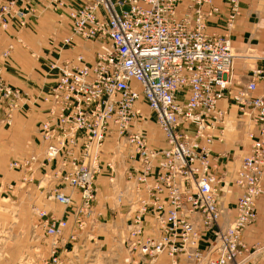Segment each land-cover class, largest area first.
Returning a JSON list of instances; mask_svg holds the SVG:
<instances>
[{
  "label": "built area",
  "instance_id": "built-area-1",
  "mask_svg": "<svg viewBox=\"0 0 264 264\" xmlns=\"http://www.w3.org/2000/svg\"><path fill=\"white\" fill-rule=\"evenodd\" d=\"M19 1L20 6L16 1L0 0V26L8 28L14 16L20 15V26L25 27L27 18L38 9L59 11L65 5L62 0H40L38 7L32 5L34 0ZM238 2L226 0L233 11ZM204 4L212 5L209 16L219 11L214 0H91L71 7V36L63 45L72 53L79 52L61 63L57 80L41 96L48 116L39 124L40 146L34 145V155L17 165L29 175L35 170L72 172L66 177L69 188L83 191L78 211L92 209L93 185L102 171L100 157L105 140L118 133L125 141L119 143V149L137 148L133 158L141 155L150 178L168 183L176 205L169 217H158L163 218L165 237L142 245V253L156 257L169 249L172 255L186 256V246L196 245L202 219L213 227L223 216L215 199L217 182L210 171L215 139L225 140L227 125L235 130V121L241 126L252 125L258 131L248 133L251 151L244 153L239 170L237 184L245 195L238 202L237 218L228 228H217L210 252L199 254L192 264H264V245L250 248L242 241L245 228L258 219L256 199L264 179V94L255 95L257 81L264 84V56L255 55L256 63H251L253 78L244 89H235L239 86L234 75L238 55L229 39L206 31ZM64 18L59 15L60 21ZM77 38L84 42L76 43ZM10 51L3 54L6 60ZM24 95L6 81L0 68V108L12 111L28 107ZM223 99H232L237 108L238 116L231 123L226 121L228 112L219 108ZM144 106L167 136L169 149L158 152L148 148L141 129L150 122L142 113ZM27 145L31 148L32 141ZM124 153L117 154L118 158H125ZM159 156L163 161L155 167ZM109 167L116 168L111 163ZM181 183L183 187L189 184L193 194L186 193ZM162 188L156 185L152 192L157 190L161 196ZM49 200L64 208L74 206L72 195L60 188L53 190ZM143 204L145 207L146 201ZM38 218L46 219L51 264H57V238L68 221L45 210L38 212ZM171 226L183 228L181 248L171 240ZM173 263L181 264L178 260Z\"/></svg>",
  "mask_w": 264,
  "mask_h": 264
},
{
  "label": "rangeland",
  "instance_id": "rangeland-1",
  "mask_svg": "<svg viewBox=\"0 0 264 264\" xmlns=\"http://www.w3.org/2000/svg\"><path fill=\"white\" fill-rule=\"evenodd\" d=\"M12 1H16L18 6L21 5L19 0ZM62 1L65 5L60 6L59 11L53 8L46 10L53 11L57 16L64 15L65 23L67 21L70 22L69 33L63 36L61 32H51L47 49L43 48L44 46L36 51L32 48V50L28 49L33 62L45 67L46 72L41 74L40 77L45 79L47 84L40 87L38 93L22 90L25 92L24 98L27 100L28 107L22 108L19 106L12 111L8 107L0 108V131L2 132H10L9 130L16 126L18 115L25 119L26 124H22L20 127L17 125V129L19 131L22 130L23 133L27 130L28 116L34 117L36 112H39L40 107L45 105L44 102L42 103L41 96H44L48 92L49 87L57 80L60 73L58 69L62 66L61 63L71 58L68 54L71 49H67L63 45L65 40L71 36L70 8L77 6V4L83 5L86 2L84 0ZM216 1L214 0V5L219 8V11L213 13V16H209L212 11V5L204 4L203 6V10L207 15L206 31L211 35L214 34L231 41L238 55L237 73L242 81L241 83L239 82V86H236L235 89L242 90L248 81L253 78L251 63H256L254 60L255 55L264 56V48L256 47L254 41L245 40L244 38L246 37L240 38L233 45L232 35L238 19L243 16L250 22L254 33H257L258 36L264 35V0H257L256 4L258 7L253 3L254 7L252 5L253 8L251 7L246 13L241 9L242 2L245 0H239L237 8L235 9L234 7L235 11L226 3V0H219V3ZM186 2H189V0H186ZM33 3L34 7L40 6L38 5L39 1L34 0ZM41 11L38 9L35 14H31L30 18H38L40 13H42ZM221 17H224V33L218 31L209 32L208 28L211 21L216 18H219L220 21ZM21 20L22 17L20 15L18 17L14 16L13 23L8 28L0 26V38L6 37L5 46L0 51V68L3 74L7 64L18 62L14 55L19 50V47L25 45L23 33L28 27V18L25 27L20 26ZM11 26L15 27L12 32L10 30ZM42 38H45V36H42ZM78 41L84 42L80 38L76 39V43ZM9 49H11V56L9 60H6L3 54ZM261 66L264 67V62L261 63ZM257 82L258 90L255 93L256 96L264 94V84L262 81ZM15 88L21 90V88ZM259 90L262 91L260 94L258 93ZM38 99L39 101H36ZM224 100L228 101L230 107L227 109L219 106V108L228 112L226 121L231 123V121H235L233 118L235 119L238 116V111L232 99H223L221 101ZM231 109H234L233 112L235 113L231 114ZM45 112L46 114L42 121L36 123V127H34L33 135H36V139H31L33 143L31 148L30 145H27L30 140L24 141V153L20 155L22 153L17 143L11 142L13 144L11 151L7 155H0V264H51L50 252L47 246L51 245V239L47 237L45 232L44 223L46 219L41 220L38 218V212L41 210L56 214L57 217H64L68 221L67 228L57 238L58 244L55 248L56 256L59 258L57 264H174L175 260H178L179 263L182 262L181 264H184V262L192 264V261L199 254L204 256L210 252L212 245L216 242L215 233L217 228L226 229L236 220L238 202L245 195V190L237 184V179L239 178V170L244 153L246 154L252 145V142L247 138L248 133L251 130L256 133L258 131L256 127H252V125V128L248 127V124L241 126L238 121H235V130H233L234 127L227 125L225 131L227 138L225 140L215 139L210 160V171L217 182L214 186L217 191L215 195L216 204L223 211V216H221L218 225L208 226L202 219V227H200L196 245L192 246V244H189L186 246L188 250V252H185L186 256L182 253H178L180 256L172 255L168 249L164 254L154 257L142 253L141 249L142 245L151 243L153 239L165 237L163 218L158 219V217H162V215L169 217L171 212L176 210V205L172 200V192L167 187L168 183L163 179L154 181L150 178L147 173L145 158L142 159L141 155H136L134 159L132 156L133 151L136 152L137 148L126 146L119 149V143L124 139L121 140L119 134L115 132L114 136L106 138L103 146V155L105 157L107 144H112L109 148V158L104 161L106 163L105 167H102L103 155L100 157L102 171L97 174L94 180L95 201L91 204L92 209L83 207V209L87 210L86 212L83 209L78 211L77 208L81 206L83 201V191L73 186L71 187L73 189L69 188L66 177L71 176L72 172L53 173L51 171L35 170V173L29 175L25 168L17 165L24 164L23 162L27 157L31 158L34 155L32 153L34 145L40 146L39 138L41 140V136L39 137L38 131L41 129L40 123L44 122L48 116L46 109H44ZM142 113L145 117L150 118V122L144 128H141L147 137L148 148L158 152L169 149L167 136L156 124L153 113L149 111L147 106L142 108ZM139 120L141 121L140 117ZM222 128L216 133L217 136H220ZM258 138L260 137L258 136ZM217 144L223 147L219 153H215ZM124 150L126 151V157L118 158V155L123 156L125 154ZM161 158L163 156H159L154 161L155 167H160V162L163 161ZM223 159L225 161H222ZM123 161L125 164H122ZM221 162H224V171H220ZM110 163L115 164L116 168L109 167ZM12 165H14V169L11 168ZM168 172L167 170L164 174ZM74 174L77 175V173ZM165 179L167 180V178ZM262 183V192L256 199L258 219L249 224L242 234V241L246 245H248L244 240L246 232L260 222L259 203L260 199L264 200V179ZM179 184L177 181V186ZM156 185H160L164 189L161 196H158L157 190L152 192ZM58 188L72 195L74 200L73 207L64 208L57 203L55 204V202H50V195L53 190ZM181 188L189 194L194 192V189L189 184H185L183 187L181 183ZM143 200L147 203L145 207ZM52 208H54V211H52ZM105 212H108L106 220H104ZM177 230L180 231L175 233ZM170 237L173 242H176V246L181 248L184 242L182 226H171ZM262 238L255 246L248 247L254 248L258 245H264V238Z\"/></svg>",
  "mask_w": 264,
  "mask_h": 264
},
{
  "label": "crops",
  "instance_id": "crops-1",
  "mask_svg": "<svg viewBox=\"0 0 264 264\" xmlns=\"http://www.w3.org/2000/svg\"><path fill=\"white\" fill-rule=\"evenodd\" d=\"M37 2L40 0H36ZM85 2H89L91 0H84ZM217 3L220 1L217 0ZM257 0H245L242 2L241 9L243 12H248L250 8L255 6L258 7L256 4ZM246 6V7H243ZM252 7V8H253ZM42 13H40V16L38 18H30L28 17V27L25 29L23 36H24V43L23 47H19L18 51L14 55V58L18 61L16 63L12 62L11 64H7V67L4 69V77L6 81L14 87L21 88V90H27L30 91L31 93H38V89L42 87L44 84H47L45 79L40 77L41 74L45 73V67L39 63H34L33 59L30 58V53H29V48L33 49L36 51L37 49L39 50L40 47L44 46L43 48L47 49L48 48V40L50 38L51 32H57L60 33L64 36L69 33V21L65 23L64 20L60 21L59 16H57L56 13L50 10H42ZM225 14V13H224ZM244 15V14H243ZM221 20L219 21V18H216L211 21L209 24L208 31L209 32H223L224 33V17L220 18ZM247 18L245 16L241 17L238 19L237 24L235 25V29L233 31L232 35V42L233 45L235 42H238L240 38H244L245 40H252L256 44V47H260V49L264 48V35L258 36L257 33H254L252 31V27L249 21L246 20ZM60 23V24H59ZM12 29L14 30L15 27L11 26L10 30L12 32ZM62 29V30H61ZM42 36H45V38H42ZM6 42V37L0 38V51L3 49L5 46ZM31 49V50H32ZM78 53L76 50L74 53L68 51L69 56L74 57ZM238 67L236 65L235 68V77L238 82H242L241 78L238 77ZM262 91L259 90V94ZM37 96V95H36ZM220 108H229L228 101H221L219 104ZM47 106L43 105L40 107L39 112H36V115L34 117L28 116L29 119L27 120V130L23 131L18 130L16 127L19 125V127L23 124L25 125V119L17 116L18 121L16 120V126L13 127L10 132H2L0 131V155L2 156L3 154L7 155L9 151H11V148L13 144L11 142H16L19 150L21 151L23 155L24 153V141L31 140V139H36V135H33V130L34 127H36V123H39L42 121L44 117V109H46ZM232 108V107H231ZM234 109L230 110V113H235L233 112ZM5 131V130H3ZM162 145V144H161ZM112 146L111 143H108L106 146L107 152L105 153V157L103 155V160H102V167L106 166V163L104 161H107L106 159L109 158V148ZM222 145L217 144L215 147V153H219L220 150H222ZM19 155V153H18ZM5 161V159H3ZM222 161H225L223 159ZM6 162V161H5ZM224 162H221L220 164V171H224L225 166H223ZM6 164V163H5ZM106 169V168H104ZM108 193V189H107ZM259 211H260V222L259 224L255 225L254 227L250 228L247 232L246 235L244 236V240L246 243H248V246H255L257 243L261 241V237L264 238V200L260 199L259 203ZM59 207V206H58ZM63 207V206H60ZM107 213H104V220L107 218ZM262 238V239H263Z\"/></svg>",
  "mask_w": 264,
  "mask_h": 264
},
{
  "label": "bare ground",
  "instance_id": "bare-ground-1",
  "mask_svg": "<svg viewBox=\"0 0 264 264\" xmlns=\"http://www.w3.org/2000/svg\"><path fill=\"white\" fill-rule=\"evenodd\" d=\"M73 201V200H72ZM56 204V203H55ZM59 205V204H58ZM54 206V205H53ZM59 206H61V205H59ZM54 208H52V211H54L53 210ZM186 261V260H185ZM182 263V262H181ZM184 264H191V263H189V262H184Z\"/></svg>",
  "mask_w": 264,
  "mask_h": 264
}]
</instances>
